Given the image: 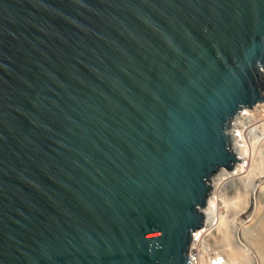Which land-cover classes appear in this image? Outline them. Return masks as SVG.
<instances>
[{
	"label": "water",
	"instance_id": "1",
	"mask_svg": "<svg viewBox=\"0 0 264 264\" xmlns=\"http://www.w3.org/2000/svg\"><path fill=\"white\" fill-rule=\"evenodd\" d=\"M263 88L264 0H0V264H187Z\"/></svg>",
	"mask_w": 264,
	"mask_h": 264
},
{
	"label": "bare ground",
	"instance_id": "2",
	"mask_svg": "<svg viewBox=\"0 0 264 264\" xmlns=\"http://www.w3.org/2000/svg\"><path fill=\"white\" fill-rule=\"evenodd\" d=\"M254 143H256L255 140H253L250 144V145H252L251 149L254 148L253 147ZM234 149L237 151V153L240 155L241 158H244L247 152L249 154L248 150L239 148L237 146H235ZM252 150H250V151H252ZM253 152H254V150H253ZM250 153H252V152H250ZM250 156H251V154H250ZM250 156H249V159H250ZM252 158H253V153H252ZM252 158H251V161L249 163L245 162V163H242L241 165L237 164L231 170L221 171V172L215 173L213 175L212 182H211L210 195L208 196L205 205L201 208L205 214V225L207 226V228H210L211 232L215 231L217 233V235L221 234V237H223L222 239H224V238H226L227 230H229V228H230L233 232L234 237L240 241V244L242 243L241 244L242 248L240 249L239 243L236 242V246H233L231 243H226L228 239L225 240L226 241L225 242L226 248L221 247L222 248L221 250L225 253L224 254V261L222 262V264H233L236 256L237 255L239 256V254H241V252L243 250L248 249L246 246L249 245V243L245 239L246 237H244V232L246 231L245 229L248 228L247 224L245 225V222L250 223V221L253 218H255V216L257 215V212L260 208V205H258L259 204L258 202H259V199L261 197V194L263 195L262 190H264V184H263L264 183V174L260 173L261 171L256 170V171H259V175H258V172L257 173L255 172V174L253 175L252 171L254 170V168L259 167L258 166L259 163L254 164V160L256 161L257 156L253 160H252ZM260 158H259V160H260ZM248 164H250L249 167H248ZM260 168H262V167H260ZM257 169H259V168H257ZM243 173H245V174H243ZM240 174H242V175H240ZM236 179L243 181V183L241 182V184L243 186L242 187L243 190H245L244 193L246 196V198L244 197L245 200L244 199L242 200V201H244V204L242 207H239V206L236 207L237 205H241V204H239V202H238L239 200H237L235 203L233 201L232 205L233 204H236V205H234L233 208L230 209L231 211L227 210V211H229L228 214L226 213L225 216H224V214L221 215V214H219V212L217 210L218 206H220L218 204L219 201L217 202V199H218V197H220V194H221V192L219 193L218 191L222 190L221 186L225 182L236 180ZM231 183H233V182H231ZM236 189H237V187H236ZM239 190H241V189L239 188ZM217 192L219 193L218 197H217ZM239 199H240V197H239ZM234 208H235V210H232ZM228 215H229L230 219H229V217L226 218V216H228ZM230 223H234V225H232ZM253 223H254V220H253ZM251 225H252V223L250 224V226ZM252 228H254V227H252ZM229 233L231 234V232H229ZM260 233H261V231H260ZM245 236H247V235L245 234ZM214 237L216 238V235L212 236V238H214ZM228 238H230V237L228 236ZM261 241L263 242V240H261ZM223 245L224 244H221V246H223ZM261 246H263L261 248L264 249V243ZM263 251H261V252H263ZM249 253H250L249 258L252 259L251 264H264V261L262 260V258H264V257H261V259L259 257L260 252L258 254V251H256V250H254V251L249 250ZM262 255H264V254H262Z\"/></svg>",
	"mask_w": 264,
	"mask_h": 264
},
{
	"label": "built area",
	"instance_id": "3",
	"mask_svg": "<svg viewBox=\"0 0 264 264\" xmlns=\"http://www.w3.org/2000/svg\"><path fill=\"white\" fill-rule=\"evenodd\" d=\"M262 95V100L250 107L244 106L231 116L228 132L233 139V147L249 151L253 140H264V88ZM247 155L248 152L244 158L239 155V161L235 165L247 163ZM211 233L205 222L193 233L186 252L187 264H222L224 253L210 243Z\"/></svg>",
	"mask_w": 264,
	"mask_h": 264
},
{
	"label": "rangeland",
	"instance_id": "4",
	"mask_svg": "<svg viewBox=\"0 0 264 264\" xmlns=\"http://www.w3.org/2000/svg\"><path fill=\"white\" fill-rule=\"evenodd\" d=\"M251 147H252V145L249 147V154L247 155V163H249L250 161H251V158H252V153H253V158H252V160L254 159V158H256V156H257V158H256V161L254 160V164L255 163H259V167H257V168H259V169H257V168H254V170L252 171V173H253V175L255 174V172L257 173L258 172V175H259V171H261L260 173H263L264 174V140H262V141H256V143H254V148H252L253 150H254V152H253V150L251 149ZM250 150H252V151H250ZM250 152H252V153H250ZM258 152V153H257ZM250 154H251V156H250ZM249 156H250V159H249ZM261 157V158H260ZM259 158H260V160H259ZM249 160V161H248ZM262 161V162H261ZM249 165L250 164H248V167H249ZM260 167H262V168H260ZM256 170H259V171H256ZM215 173H218V172H215ZM214 173V174H215ZM243 174H245V173H243ZM240 175H242V174H240ZM231 182H233V183H231ZM237 182V183H236ZM241 182L243 183V181H240L239 179H236V180H232V181H227V182H225L222 186H221V188H222V190H220V191H218L219 193L221 192V194H220V197H218V192H217V197H218V199H217V202H218V204L220 205V206H218V212H219V214H221V215H223L224 214V216H225V214L227 213H229V211H227V210H230L231 208H233V206L234 205H236V204H233L232 205V202L234 201V203L237 201V200H239L238 202H239V204H241V205H237L236 207H242L243 206V204H244V201H242L243 199H244V197L246 198V196H245V190H243V186H242V184H241ZM241 184V185H240ZM264 184V183H263ZM226 186V187H225ZM239 186V187H238ZM236 187H237V189H236ZM230 188V189H229ZM239 188L241 189V190H239ZM232 189V190H231ZM237 191H236V190ZM229 190V191H228ZM239 190V191H238ZM237 193H236V192ZM263 192V195H264V190H262ZM209 195H210V193H209ZM208 195V196H209ZM243 195V196H242ZM262 194H261V197H260V199H259V204L258 205H260V208H259V210H258V212H257V215L255 216V218H253L251 221H250V223L249 222H245V225L247 224V229H245L246 231L244 232V237H246L245 239L247 240V242L249 243V245H247L246 247L248 248V249H245V250H243L242 252H241V254H239V256L237 255L236 256V258L234 259V263L233 264H251L252 262H251V258H249L250 257V253H249V250H256V251H258V254H259V252H260V259H261V257H264V255H262V254H264V249H262L261 247H263V246H261V245H263V243H264V196H263ZM242 196V197H241ZM239 197H240V199H239ZM245 200V199H244ZM207 201V200H206ZM232 210H235V208L234 209H232ZM231 211V210H230ZM231 215V214H230ZM227 217H229V215L228 216H226V218ZM229 219H230V217H229ZM261 219V220H260ZM253 220H254V223H253ZM252 223V225L250 226V224ZM230 224H232V225H234V223H230ZM249 225V226H248ZM250 227V228H249ZM252 227H254V228H252ZM262 228V229H261ZM248 230V231H247ZM263 230V231H262ZM260 231H261V233H260ZM229 232H231V234L229 233ZM245 234L248 236H245ZM263 234V235H262ZM216 235V238L214 239V238H212L211 237V240H210V243L211 244H213L214 246H216V247H218V248H220V249H222L223 247L224 248H226V246H225V244L226 243H231L233 246H236V242L237 243H239L240 244V241L237 239V238H235L234 237V235H233V232H232V230L229 228V230H227V234H226V238H224V239H222L223 237H221V234H218L217 235V233L215 232V231H212V233H211V236H215ZM231 238H228V236ZM261 236V237H260ZM222 241H221V240ZM228 239V240H227ZM225 240H227V242L225 241ZM231 240V241H230ZM261 240H263V242L261 241ZM230 241V242H229ZM222 242V243H221ZM226 242V243H225ZM233 242V243H232ZM262 243V244H261ZM221 244H224L223 246H221ZM242 244V243H241ZM241 244L239 245V247H240V249L242 248V246H241ZM260 244V245H259ZM222 247V248H221ZM262 249V250H261ZM263 251V252H261V251ZM222 251V250H221ZM223 252V251H222ZM224 253V252H223ZM243 253V254H242ZM225 254V253H224ZM226 257V256H225ZM262 260L264 261V258H262Z\"/></svg>",
	"mask_w": 264,
	"mask_h": 264
}]
</instances>
